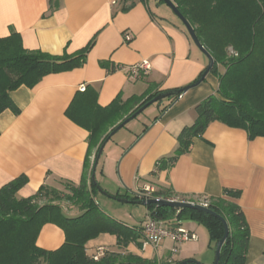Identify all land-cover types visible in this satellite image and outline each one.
Returning <instances> with one entry per match:
<instances>
[{
	"label": "crops",
	"instance_id": "1",
	"mask_svg": "<svg viewBox=\"0 0 264 264\" xmlns=\"http://www.w3.org/2000/svg\"><path fill=\"white\" fill-rule=\"evenodd\" d=\"M128 2L134 5L122 11L123 0H61L60 8L48 15L47 0H0V38L14 31L26 50L71 55L94 40L81 68L50 74L31 89L21 86L10 93L19 113L5 110L0 114V188L24 175L27 183L17 197L28 198L42 185L57 189L60 181L80 183L88 132L70 121L65 111L81 85L95 90L97 104L106 107L118 96L126 101L150 87L162 92L190 86L204 71L206 58L161 7L164 4ZM126 34L129 42L124 41ZM143 61L149 63V72L132 78L128 68ZM217 88V78L208 74L165 111L167 101L144 109L107 141L95 180L105 194L128 200L125 196H134L146 186L155 191L169 189L172 199L187 202L208 201L226 189L239 191L236 203L249 229L246 264H264V138L249 140L242 129L212 122L173 167L153 174L156 163L176 148L181 130L193 124L195 106ZM95 201L99 208L102 204L127 218L118 221L128 226L142 227L148 217L146 206L144 218L137 219L132 215L135 210L124 206L127 203L101 192ZM62 208L67 216H75L73 207ZM180 226L197 240L182 244L176 255L167 239L155 247L143 248L141 238L118 247L116 238L106 234L88 242L86 253L103 246L110 253L131 254L151 264L192 260L212 264L206 230L192 221L189 227ZM64 240L61 229L47 224L36 245L54 251Z\"/></svg>",
	"mask_w": 264,
	"mask_h": 264
},
{
	"label": "trees",
	"instance_id": "2",
	"mask_svg": "<svg viewBox=\"0 0 264 264\" xmlns=\"http://www.w3.org/2000/svg\"><path fill=\"white\" fill-rule=\"evenodd\" d=\"M128 1L123 0L122 11L134 5ZM171 1L190 24L199 43L213 58L210 74L217 78L218 88L215 94L195 106L193 124L181 130L176 138V148L156 163L153 174L173 167L179 157L189 152L193 140L202 138L212 122L242 129L249 140L264 138V0ZM158 2L163 4L161 0ZM47 3V13L51 15L60 8L61 0H47ZM174 19L184 30L175 16ZM93 43L94 40L74 54L55 56L24 49L19 34L14 31L0 38V114L5 110L19 113L10 98V93L19 87L31 89L50 74L81 68ZM220 68L223 72H220ZM201 75L193 84L198 82ZM152 88L126 101L118 96L106 107L97 104L95 90L86 87L83 92L78 91L74 95L65 115L88 132L80 183L74 185L60 181L66 193L42 185L28 198L17 197V192L27 183L24 175L0 188V264H151L131 254L108 251L99 261H94L90 258L92 252L86 253V245L102 234L114 236L118 247L137 243L140 238L141 227L128 226L101 211L95 195L101 192L107 197L111 196L101 190L92 175L97 152L109 132L161 93ZM182 94L164 99L168 105L163 111ZM153 196L170 200L173 194L169 189H160ZM125 197L132 201L139 200L138 194ZM239 197V191L226 189L220 197L208 199V209L220 216L228 226L218 264H246L249 229L236 203ZM63 201L70 202L78 215L67 216L59 204ZM146 208L152 219L176 223L172 227L180 226L182 220L202 225L208 234L212 251L223 236L222 222L211 215L155 205ZM47 224L57 226L64 233L63 245L54 251H46L36 245L42 227ZM188 264H195V261H188Z\"/></svg>",
	"mask_w": 264,
	"mask_h": 264
},
{
	"label": "water",
	"instance_id": "3",
	"mask_svg": "<svg viewBox=\"0 0 264 264\" xmlns=\"http://www.w3.org/2000/svg\"><path fill=\"white\" fill-rule=\"evenodd\" d=\"M163 2V4L172 12V14L179 20V22L182 24L187 36L189 37L190 41L192 42V44L195 46V48H197L201 54L206 58L207 60V65L206 68L204 69V71L202 72V75L200 77V79L198 80L197 83L190 85V86H186L184 88H181L180 90H175V91H167V92H161L158 95H156L155 97H153L150 101H148L146 104H144L140 109H138L134 114H132L129 118L125 119L124 121H122L120 124H118L115 128H113L110 132L108 137L106 138V140L102 143V145L100 146L98 152H97V156L94 162V166H93V175H92V179L93 181H95V177H94V172L96 170L97 164H98V160L102 154V150L105 146V144L107 143V141L114 136L120 129H122L129 121H131L132 119H134L135 117H137V115H139L141 112L144 111V109H146L148 106L155 104L156 102L162 101L166 98L172 97V96H176L180 93H185L186 91H188L189 89L197 86L198 84H200L205 77L210 74L211 69L213 68L214 65V60L213 58L208 54V52L202 47V45L199 43L192 27L190 26V24L186 21V19L179 13V11L177 10V8L174 6V4L172 3L171 0H161ZM117 202L120 203H131V204H136V205H141V206H149V205H155L157 207H161V208H171V209H175V210H180V209H190V210H194L197 212H201L204 214H208L211 215L213 217L218 218L224 227V233L223 236L220 238V240L215 244L214 246V250H213V262L212 264H218L219 261V255H220V249L223 245V243L225 242L227 235H228V226L226 224V222L218 215H216L214 212H212L210 209L208 208H204L200 205L197 204H191V203H187V202H181V201H174V200H165L162 198H150V199H142V200H137V201H132V200H128V199H121V198H116V197H109ZM181 264H188V261H183L181 262ZM195 264H200L198 262H195Z\"/></svg>",
	"mask_w": 264,
	"mask_h": 264
},
{
	"label": "built area",
	"instance_id": "4",
	"mask_svg": "<svg viewBox=\"0 0 264 264\" xmlns=\"http://www.w3.org/2000/svg\"><path fill=\"white\" fill-rule=\"evenodd\" d=\"M130 36L126 34L124 36V41L129 42ZM150 70V65L147 61H143L138 65H134L128 68V72L130 76L134 79L140 78L141 76L146 75ZM85 86L81 85L79 87V91L83 92L85 90ZM155 189L146 186L142 191L138 193V197L140 200L142 199H150L156 198L153 196ZM177 201L175 199H170ZM187 202V201H181ZM191 204H197L204 208H208V201L207 200H200L197 202H187ZM176 224V223H174ZM173 223H167L161 220L152 219L149 215L146 221L143 223L140 229V238L142 240V247H155L159 244L162 240H170L173 243V249L171 251L172 254L177 252L179 246L186 242H193L197 240V236L182 228L181 226L177 225L176 227H172ZM107 252V248L103 246L96 247L90 256V258L94 261H99Z\"/></svg>",
	"mask_w": 264,
	"mask_h": 264
},
{
	"label": "rangeland",
	"instance_id": "5",
	"mask_svg": "<svg viewBox=\"0 0 264 264\" xmlns=\"http://www.w3.org/2000/svg\"><path fill=\"white\" fill-rule=\"evenodd\" d=\"M153 1V0H152ZM167 13H169V14H171L172 16H173V18H174V15L172 14V12L165 6V5H162L161 6ZM198 50V49H197ZM199 51V50H198ZM220 72H223V69L222 68H220ZM162 101H165V100H162ZM147 108H149V107H147ZM56 188H57V190H60V191H62V192H67L65 189H64V187L61 185V184H57V186H56ZM61 206H64V207H66V208H68V207H72V205H71V203L70 202H65V201H63V202H60L59 203ZM113 204H116V203H113ZM116 206H120V205H117L116 204ZM124 206H127V208H131L132 210H135L134 211V213L132 214V215H134V216H136L137 217V219H140V217H141V219L142 218H144V215H145V212H146V209H145V207L144 206H140V207H138V205H132V204H130V203H127V204H125ZM137 208V209H136ZM75 209V211L73 212V214L74 215H78V212H77V210H76V208H74ZM100 209H101V211L103 212V213H105V215H107L108 217H110V218H113V219H115V220H119V219H121V220H123V221H126L127 220V218H125V217H121V216H119L118 214H113L112 212H111V210H109V208H105L104 206H102V204H101V206H100ZM135 219V218H134ZM128 221V220H127ZM190 222L191 221H187V220H182V224L185 226V227H189L190 226ZM200 228H202L203 230H206L202 225H200ZM187 243V242H186ZM172 249H173V247H170V251H172ZM180 250V246L178 247V249H177V252ZM176 252V253H177ZM176 253L174 254V255H176ZM211 253V252H210ZM212 259H213V251H212ZM153 264H167V263H153Z\"/></svg>",
	"mask_w": 264,
	"mask_h": 264
}]
</instances>
